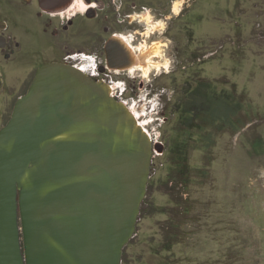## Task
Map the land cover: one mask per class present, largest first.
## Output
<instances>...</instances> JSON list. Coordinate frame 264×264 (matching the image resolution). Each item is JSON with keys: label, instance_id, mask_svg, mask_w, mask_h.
I'll list each match as a JSON object with an SVG mask.
<instances>
[{"label": "rangeland", "instance_id": "obj_1", "mask_svg": "<svg viewBox=\"0 0 264 264\" xmlns=\"http://www.w3.org/2000/svg\"><path fill=\"white\" fill-rule=\"evenodd\" d=\"M169 3L171 18H145L148 31L158 29L155 43L140 47L147 68L139 62L141 74L115 77L136 79L129 96L163 146L152 152L120 264H264V0H156L155 8L166 12ZM13 68L0 53V127L28 79ZM200 78L242 102L243 128L235 119L225 130L199 118L201 128L182 126V91ZM186 138L190 176L187 185L169 182L170 194L167 181L178 173L180 156L175 145Z\"/></svg>", "mask_w": 264, "mask_h": 264}, {"label": "water", "instance_id": "obj_2", "mask_svg": "<svg viewBox=\"0 0 264 264\" xmlns=\"http://www.w3.org/2000/svg\"><path fill=\"white\" fill-rule=\"evenodd\" d=\"M162 147L107 83L39 66L0 127V264H120Z\"/></svg>", "mask_w": 264, "mask_h": 264}, {"label": "flooded vegetation", "instance_id": "obj_3", "mask_svg": "<svg viewBox=\"0 0 264 264\" xmlns=\"http://www.w3.org/2000/svg\"><path fill=\"white\" fill-rule=\"evenodd\" d=\"M151 3L154 7L147 8L144 0H0V53L12 62L15 73H26L24 92L42 64L62 62L75 66L90 55L114 79L136 70L139 75L142 69L135 65L141 62L139 59L146 62L148 58L143 53L155 43L152 38L158 32L146 29V16L156 20L159 15L171 18L173 12L170 3L166 12L156 10V0ZM111 40L120 54L109 64L106 46ZM47 49L52 56H46ZM148 56L156 57L154 52ZM125 81L129 82L127 86L130 84L125 95H133L130 91L135 93L136 79Z\"/></svg>", "mask_w": 264, "mask_h": 264}, {"label": "trees", "instance_id": "obj_4", "mask_svg": "<svg viewBox=\"0 0 264 264\" xmlns=\"http://www.w3.org/2000/svg\"><path fill=\"white\" fill-rule=\"evenodd\" d=\"M241 107L242 102L239 100L233 101L230 94L217 92L212 87L210 82L200 78L194 86H189L188 89L185 88L182 91L179 107L182 116L181 123L184 128H201V123L196 122V118H199L200 121L206 120L207 122L211 123V125L215 124L218 128L224 127L225 130L228 123L234 125L233 121L235 119V121L238 122L237 126H241L243 128L248 121L242 120ZM175 147L177 152L180 153V156H178L177 161L178 173L174 177H170L167 181L166 187L170 194L173 192V186H168V183L172 182L175 186H182V184L187 185L186 182L190 176L191 169L188 160V138H186V140H180L177 145H175Z\"/></svg>", "mask_w": 264, "mask_h": 264}, {"label": "built area", "instance_id": "obj_5", "mask_svg": "<svg viewBox=\"0 0 264 264\" xmlns=\"http://www.w3.org/2000/svg\"><path fill=\"white\" fill-rule=\"evenodd\" d=\"M75 66L78 69H80L82 72H84L86 75L93 78L94 80H99V81H103L107 83L110 88V94L113 97L124 102V104H126L129 107L130 111L134 112L136 116L140 118L141 110L139 109L141 108H139L137 100H135V98H133L132 96H124L128 88L125 80L114 79V77L109 73V70H106V71L103 70L102 66H97L96 63L91 66L83 60L79 62L78 64H76ZM117 88H118V91H117ZM137 108H138V111H137ZM147 134L150 136V133L148 131H147Z\"/></svg>", "mask_w": 264, "mask_h": 264}, {"label": "bare ground", "instance_id": "obj_6", "mask_svg": "<svg viewBox=\"0 0 264 264\" xmlns=\"http://www.w3.org/2000/svg\"><path fill=\"white\" fill-rule=\"evenodd\" d=\"M138 58H139V57H138ZM139 60L141 61V59H139ZM142 60H143V59H142ZM143 63L146 64V65L148 64L147 60H146V62H145V61H144V62L141 61V62H140V64H141L140 66H141V67H142V66L145 67V65H142ZM138 67H139V66H138ZM145 68H147V67H145ZM129 110H130V109H129ZM131 113L134 115L135 119L138 121V124L143 128L144 131L146 130L145 132L147 133V129H146V126H145L146 124L144 123V121H143L142 119L138 118L134 112L131 111ZM143 123H144V125H143ZM149 137H150L151 140L153 141V138L151 137V135H150Z\"/></svg>", "mask_w": 264, "mask_h": 264}, {"label": "clouds", "instance_id": "obj_7", "mask_svg": "<svg viewBox=\"0 0 264 264\" xmlns=\"http://www.w3.org/2000/svg\"><path fill=\"white\" fill-rule=\"evenodd\" d=\"M85 61H86V63L87 64H89V65H93V64H95V63H98V61L95 59V57H93V56H89L88 58H85ZM96 61V62H95ZM144 97V100H147V98H145V96H143ZM152 99H156V97L155 96H153L152 95V97H149V100H152ZM148 100V103H150V101ZM144 103H146V102H144Z\"/></svg>", "mask_w": 264, "mask_h": 264}]
</instances>
